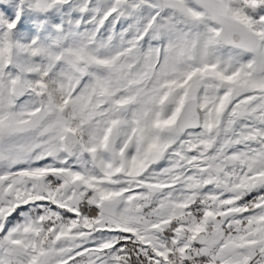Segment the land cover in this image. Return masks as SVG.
<instances>
[{"label":"snow or ice","instance_id":"1","mask_svg":"<svg viewBox=\"0 0 264 264\" xmlns=\"http://www.w3.org/2000/svg\"><path fill=\"white\" fill-rule=\"evenodd\" d=\"M0 264H264V0H0Z\"/></svg>","mask_w":264,"mask_h":264}]
</instances>
